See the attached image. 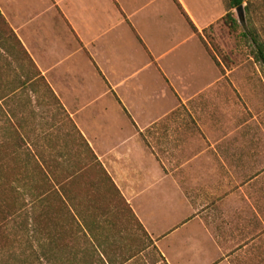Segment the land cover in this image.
Here are the masks:
<instances>
[{
	"label": "crops",
	"instance_id": "1",
	"mask_svg": "<svg viewBox=\"0 0 264 264\" xmlns=\"http://www.w3.org/2000/svg\"><path fill=\"white\" fill-rule=\"evenodd\" d=\"M165 1L0 0L33 62L0 34V144L57 161L56 251L78 264H264V168L244 164L264 153L214 120L225 72L197 35L225 7L177 0L194 30Z\"/></svg>",
	"mask_w": 264,
	"mask_h": 264
},
{
	"label": "trees",
	"instance_id": "2",
	"mask_svg": "<svg viewBox=\"0 0 264 264\" xmlns=\"http://www.w3.org/2000/svg\"><path fill=\"white\" fill-rule=\"evenodd\" d=\"M174 1L192 28L196 30L177 0ZM223 1L226 6V12L221 19L224 25L230 32L236 34L239 40L245 43L251 42L253 45L251 55L264 66V41L260 38L256 26L257 11L258 8H264V0ZM241 5L243 7L236 17L233 11ZM7 32L13 36L22 54L33 65L0 13V34ZM197 35L219 70L224 72L202 35L199 32ZM72 128L79 139L84 141L73 124ZM13 152L12 144H0V264H35L36 261H41L40 264H78L76 257H64L56 251L59 250L56 234L60 232L52 221L56 217H61L59 214L63 213L64 200L62 185L55 190L53 183L48 184L47 171L52 170L57 161L53 157L33 161L29 156L17 159ZM91 156L95 158L92 152ZM59 201L60 203L57 204ZM68 214H70L69 211ZM70 216L72 217L71 214ZM8 220L14 223L10 224L9 232L5 230L8 227L6 224ZM15 246L19 251L13 250Z\"/></svg>",
	"mask_w": 264,
	"mask_h": 264
},
{
	"label": "rangeland",
	"instance_id": "3",
	"mask_svg": "<svg viewBox=\"0 0 264 264\" xmlns=\"http://www.w3.org/2000/svg\"><path fill=\"white\" fill-rule=\"evenodd\" d=\"M221 1L226 12L224 1ZM160 3L162 4V2ZM165 6L166 25L178 27V20L174 21V18L179 16L175 6L170 0L165 1ZM233 12L237 17V12L235 10ZM256 26L260 38L264 41V8H258ZM202 37L221 64V69L225 67V94L216 97L211 103L214 109V120L225 122V138L244 140L247 153H251L255 147L262 149L264 153V66L251 55L253 45L251 42L245 43L243 40H239L236 34L230 32L221 20L205 29ZM5 107L10 112L5 116L0 115L1 142H7L10 139L2 133V129H7L15 123V117L11 114V110L7 106ZM1 109L3 108L0 106ZM22 135L25 144L21 143L23 149L16 153L20 155V159L25 156L26 143H29L28 147L34 148L33 135L27 137L25 133H22L18 136L19 139L16 137L15 139L18 142L22 141ZM244 164L246 169L264 168V161L255 163L248 156ZM12 223L11 220H8L6 222L8 227L5 230L9 232ZM33 247L36 249L35 243H33ZM13 250L19 251L16 246ZM40 263L41 261L35 262V264Z\"/></svg>",
	"mask_w": 264,
	"mask_h": 264
},
{
	"label": "water",
	"instance_id": "4",
	"mask_svg": "<svg viewBox=\"0 0 264 264\" xmlns=\"http://www.w3.org/2000/svg\"><path fill=\"white\" fill-rule=\"evenodd\" d=\"M242 5L238 8V9H236V11H237V13H238V11L240 10V9H242Z\"/></svg>",
	"mask_w": 264,
	"mask_h": 264
}]
</instances>
